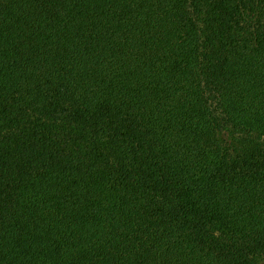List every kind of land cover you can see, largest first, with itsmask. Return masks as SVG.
Wrapping results in <instances>:
<instances>
[{
	"label": "trees",
	"instance_id": "16d2710c",
	"mask_svg": "<svg viewBox=\"0 0 264 264\" xmlns=\"http://www.w3.org/2000/svg\"><path fill=\"white\" fill-rule=\"evenodd\" d=\"M0 264H264V0H0Z\"/></svg>",
	"mask_w": 264,
	"mask_h": 264
}]
</instances>
